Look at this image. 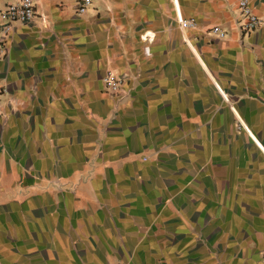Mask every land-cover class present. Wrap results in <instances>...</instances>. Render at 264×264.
Listing matches in <instances>:
<instances>
[{"label":"crops","instance_id":"obj_1","mask_svg":"<svg viewBox=\"0 0 264 264\" xmlns=\"http://www.w3.org/2000/svg\"><path fill=\"white\" fill-rule=\"evenodd\" d=\"M77 3L0 29V264H264V25L238 0Z\"/></svg>","mask_w":264,"mask_h":264},{"label":"built area","instance_id":"obj_2","mask_svg":"<svg viewBox=\"0 0 264 264\" xmlns=\"http://www.w3.org/2000/svg\"><path fill=\"white\" fill-rule=\"evenodd\" d=\"M93 0H78L76 12L84 14L92 6ZM38 0H6L4 7L0 10V29L8 36L11 27L15 23H26L32 21L37 14ZM237 25L241 32H252L264 25V12L260 15L253 12L248 0H238ZM181 28L192 27L193 20L180 18L178 20ZM124 78L113 70H106L102 82L107 93H117ZM239 126L242 124L239 122ZM147 157L144 156L143 160ZM264 261V253L262 254Z\"/></svg>","mask_w":264,"mask_h":264},{"label":"rangeland","instance_id":"obj_3","mask_svg":"<svg viewBox=\"0 0 264 264\" xmlns=\"http://www.w3.org/2000/svg\"><path fill=\"white\" fill-rule=\"evenodd\" d=\"M121 88V87H120ZM106 92V91H105ZM107 93V92H106ZM107 94H110V95H113V96H118L119 94H118V92L117 93H107Z\"/></svg>","mask_w":264,"mask_h":264}]
</instances>
